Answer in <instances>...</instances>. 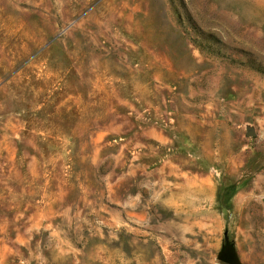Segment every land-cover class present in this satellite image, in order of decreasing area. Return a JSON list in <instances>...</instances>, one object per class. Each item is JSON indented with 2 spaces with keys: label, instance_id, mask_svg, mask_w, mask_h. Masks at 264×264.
<instances>
[{
  "label": "rangeland",
  "instance_id": "obj_1",
  "mask_svg": "<svg viewBox=\"0 0 264 264\" xmlns=\"http://www.w3.org/2000/svg\"><path fill=\"white\" fill-rule=\"evenodd\" d=\"M264 264V0H0V264Z\"/></svg>",
  "mask_w": 264,
  "mask_h": 264
},
{
  "label": "water",
  "instance_id": "obj_2",
  "mask_svg": "<svg viewBox=\"0 0 264 264\" xmlns=\"http://www.w3.org/2000/svg\"><path fill=\"white\" fill-rule=\"evenodd\" d=\"M217 259L224 264H239L234 246L224 237V245L217 255Z\"/></svg>",
  "mask_w": 264,
  "mask_h": 264
}]
</instances>
